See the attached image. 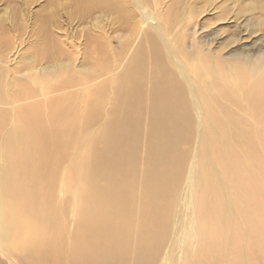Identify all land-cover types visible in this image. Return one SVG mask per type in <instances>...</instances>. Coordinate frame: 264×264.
<instances>
[{"label": "bare ground", "instance_id": "obj_1", "mask_svg": "<svg viewBox=\"0 0 264 264\" xmlns=\"http://www.w3.org/2000/svg\"><path fill=\"white\" fill-rule=\"evenodd\" d=\"M180 2L106 0L121 34L118 46L102 35L111 55L94 62L76 51L69 23L51 20L40 35L53 48L21 60L17 50L14 62L37 101L10 94L7 58L27 44L35 13L0 41V65L10 64L3 127H23L15 174L4 151L0 160V264H264V54L217 60L187 29L194 21L179 16ZM62 51L73 56L59 61ZM41 181L59 184L33 223L42 232L31 210L10 207H41Z\"/></svg>", "mask_w": 264, "mask_h": 264}, {"label": "rangeland", "instance_id": "obj_2", "mask_svg": "<svg viewBox=\"0 0 264 264\" xmlns=\"http://www.w3.org/2000/svg\"><path fill=\"white\" fill-rule=\"evenodd\" d=\"M25 1L26 0H0V41L11 39V37L13 38L17 33L20 32L19 30L21 25L19 27L18 25L25 22V16H22V14L25 15V13L28 11H30L29 15L33 13H35V15L37 14V16L34 15V19L31 20V23L33 24V31L24 36V39L27 40V44H24L22 47L11 46L7 52V58L12 63V65L6 63L0 65V79L2 76H4L2 74L6 70V67L10 65V71L12 72V74H10V78L13 80L11 85L12 91H10V94L13 97H16L17 94L24 95L31 93L28 94V100L37 101L38 99L42 98L37 86H33V84L28 81L16 80L20 79V77L15 75V73L20 69V65L15 64L14 62L17 59V50H19L18 53L20 54V58L18 60H21V58L26 56L43 52L46 48H53L54 45L52 46V44L54 43L52 41L45 42V39L42 37L43 35H40V32H45V29L51 20L52 23L59 22L63 23V25L68 23L70 24V27H64L69 33H71V36L73 35L76 38V40H73L74 43L80 45L76 48V51L83 53L84 50L85 53L83 54H90V57H92L90 58V61L94 62L96 60L97 52L103 56H106L107 54L109 56L111 55L109 51L110 49L107 48L106 50V48H104L103 44H105V42L102 41L103 34H110L114 42H116L114 46H118L117 38L121 34L120 18L117 13H106V9L103 4L106 2V0H98L100 3L96 2L97 0H95V2L94 0H27V3H25ZM169 1L171 0H165L166 3ZM95 4L98 6L96 5L97 7L93 8ZM178 4L180 5L178 11L180 13L179 16H182L181 18H193L192 21L194 22H191L190 20L188 23V25H190L187 26V29L189 28L192 35L194 34L195 28L198 29L197 34L200 36L202 34L200 42L202 48L205 50L211 49L213 53L215 52L213 56L217 60H223L224 57L228 56L242 58L245 55H249L252 57L251 62H256L257 59L259 60L261 55L264 54V0H181V2ZM60 5L64 6L63 10L60 8ZM86 6L92 7L94 12H86ZM100 6H102L101 9L99 8ZM103 7L105 10H103ZM183 7L184 11L187 9L188 10L184 12ZM173 8H176L175 5ZM98 12L104 15V17H101V14H98ZM17 13H21L20 18L17 17ZM97 17L101 18L98 24L101 26V28L94 30L90 27L91 24L89 21H92L93 18ZM15 24H17L16 26L18 27L16 32L8 29L13 28ZM103 25L106 26L105 28L107 30H109L110 25H112V27H114L113 29L116 30L113 32L110 30L109 32L103 28ZM2 31H4V34ZM28 31L30 30L28 29ZM55 33L58 32L55 31ZM197 34H194L193 36L197 38L200 37L199 35L197 36ZM84 41L86 43H84ZM191 41L192 39L189 41V39L186 38V43H188L187 45H190V43L193 42ZM194 43H196V41ZM45 44L46 46L44 47ZM133 47L134 45L132 48ZM102 50H104V52ZM240 53L242 54L240 55ZM236 54H239L242 57ZM71 56H73V54L62 51L60 54H58V60H65L67 57ZM262 61L264 62V59ZM232 62L235 63L236 66H243L241 61L232 60ZM263 62L262 64H264ZM206 63L210 65L211 61L206 60ZM5 83L6 81L4 80L0 81V96H4L6 94L7 89L5 86H3ZM146 102L150 103L149 100ZM149 108L150 106H146V126L142 136L139 139V144L143 147L145 146L146 151L150 147V135L148 134L149 126L154 121ZM22 133L23 127L20 124H17L16 129L12 127H3V116L0 114V160L4 151L6 156V166L8 167L9 174H15L16 167L14 166L13 161L16 154L18 153L17 148L23 146L22 141L20 140ZM157 148L158 145L156 146V149ZM8 149L11 150L10 153L7 152ZM13 153H15V155H13ZM67 165L68 164L65 166ZM52 168L53 165H50L49 170L51 171ZM48 178L49 174H47V181ZM42 184L46 185V187L42 189V194L37 201L38 203L43 204L41 207L29 209L27 207H22L18 203L10 205L11 209L16 215L19 211L26 212L27 210H31V216L33 217L31 225V227H33L32 231L42 232L41 227L37 226L34 228L33 223L38 216H43V213L47 210L46 205L52 204L50 194H56L59 188L58 183L50 185L48 183L44 184L42 182ZM82 264L84 263L82 262Z\"/></svg>", "mask_w": 264, "mask_h": 264}]
</instances>
